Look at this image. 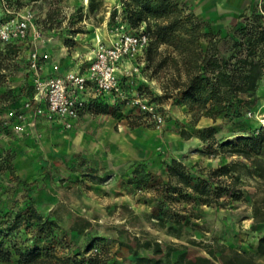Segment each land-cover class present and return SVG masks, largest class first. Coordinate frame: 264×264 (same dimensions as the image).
<instances>
[{
  "label": "rangeland",
  "instance_id": "1",
  "mask_svg": "<svg viewBox=\"0 0 264 264\" xmlns=\"http://www.w3.org/2000/svg\"><path fill=\"white\" fill-rule=\"evenodd\" d=\"M8 1L31 13L29 33L37 30L40 36L22 43L17 53L0 41V252L9 255L0 264H24L21 253L48 245L55 246L58 264H84L91 253L108 264H135V251L153 256L152 249L136 247L138 239L158 242L163 252L157 257L172 261L182 253L194 259L209 257V251L216 258L227 249L255 252L264 232L263 224L253 223L251 209L252 200L264 195V171L260 177L257 169L264 168V142L255 141L264 134V94L255 103L237 100L239 113L196 119L187 99H175V64L158 54H165L164 44H154L145 22L133 26L124 18L126 0H94L93 10L90 0ZM179 3L196 16L188 1ZM199 20L234 63L246 54L250 30L264 27V0L237 18ZM122 31L146 34L148 45L117 64V88L88 91L76 117L50 114L38 77L86 74L97 46H111ZM206 46L204 39L201 48ZM145 103L156 117L144 111ZM209 127L214 133L202 140ZM181 129L192 137L184 140ZM234 147L251 157L229 152ZM174 159L191 178L207 180L216 192L229 189L231 196L222 190L217 204L205 203L213 196L202 198L169 174ZM226 164L234 166L235 184L212 175ZM31 208L42 222L53 220L58 227L39 229ZM17 216L20 226L10 229ZM159 216L168 224L181 220V235L162 228ZM77 219L91 223L83 234L71 230Z\"/></svg>",
  "mask_w": 264,
  "mask_h": 264
},
{
  "label": "trees",
  "instance_id": "2",
  "mask_svg": "<svg viewBox=\"0 0 264 264\" xmlns=\"http://www.w3.org/2000/svg\"><path fill=\"white\" fill-rule=\"evenodd\" d=\"M90 9L95 8L94 0H90ZM124 18L133 26L141 22L147 24V30L150 36L154 38V44H164L165 54L158 52L162 56V62L167 58L175 64L177 80L173 90L169 95H175V99L182 97L187 99L189 111L193 116H217L230 113H239L236 108L237 100L246 98L252 103L258 101L256 92L260 81L264 79V27L257 26L250 30L247 35L246 54L235 59L230 63L231 57H225L218 48L219 39L216 35L204 31V22L200 21L193 13L186 14L185 6L179 3V0H126L124 2ZM206 39L207 46L203 50L201 41ZM239 47L241 44H234ZM6 51L17 53L20 46L15 42L5 43ZM167 54V55H166ZM1 68V63H0ZM207 132L214 133V128L209 127L200 134L202 140L208 138ZM210 135V134H209ZM180 136L184 140H189L192 133L186 129H181ZM258 142H264V134H259ZM226 147V146H223ZM229 152L243 154L245 158H250V152L239 148H231ZM254 163L259 160L252 158ZM258 161V162H257ZM257 169L260 177L263 176L264 168L258 164ZM168 172L175 177L176 181L183 187L191 188L193 193L205 198L212 197L205 203L214 202L217 204L221 197V191L224 190L231 196L229 189L213 188L211 184L202 178L196 180L191 178L185 171L184 166L177 160H172L168 165ZM234 172V166L223 165L213 171V176H226L233 183L238 180L231 173ZM219 188V187H218ZM252 219L254 224L264 225V195L254 198L251 202ZM30 214L38 222V228H43L46 224L57 226L53 220L42 222L34 208H31ZM160 226L166 228V231L174 237H179L182 233L183 223L181 220L174 219L168 224L162 217L157 218ZM81 221V224L78 222ZM19 216L15 218L13 226L10 229H16L20 226ZM91 227V223L86 220L77 219L71 230L78 234H83ZM136 247L152 249L153 256H141L135 251V264H264V232L258 237L255 252L236 251L227 249L222 251L219 258H216L213 252L209 251L206 256H199L194 259L189 258L182 253L174 261L168 256H160L163 250L158 242L146 240L140 242L136 240ZM54 245H48L44 248L33 247L25 253H21L19 260L24 264H58L61 259L57 258ZM167 255V254H166ZM0 257L9 260V255ZM84 264H108L103 255L91 253L83 260Z\"/></svg>",
  "mask_w": 264,
  "mask_h": 264
},
{
  "label": "built area",
  "instance_id": "3",
  "mask_svg": "<svg viewBox=\"0 0 264 264\" xmlns=\"http://www.w3.org/2000/svg\"><path fill=\"white\" fill-rule=\"evenodd\" d=\"M32 15L29 12L15 10L8 0H0V41L21 44L27 40H38L37 30L29 33ZM148 45L146 34L137 35L121 32L120 37L111 46L98 45L95 59L91 62L86 74L68 73L61 77H38L37 88L44 98L46 109L50 114L61 118L76 117L87 100L86 93L93 89L102 94L117 88V64L127 58L141 53ZM34 62L37 54H33ZM35 65V64H34ZM144 111L156 117L154 108L143 104Z\"/></svg>",
  "mask_w": 264,
  "mask_h": 264
},
{
  "label": "crops",
  "instance_id": "4",
  "mask_svg": "<svg viewBox=\"0 0 264 264\" xmlns=\"http://www.w3.org/2000/svg\"><path fill=\"white\" fill-rule=\"evenodd\" d=\"M194 8L196 16L207 21L220 18L233 19L248 10L252 4L259 0H186ZM264 94L263 79L260 81L256 97L258 101H263Z\"/></svg>",
  "mask_w": 264,
  "mask_h": 264
}]
</instances>
